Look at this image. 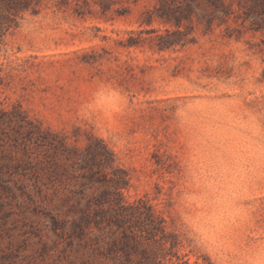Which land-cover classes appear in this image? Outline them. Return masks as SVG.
<instances>
[{"label":"rangeland","instance_id":"obj_1","mask_svg":"<svg viewBox=\"0 0 264 264\" xmlns=\"http://www.w3.org/2000/svg\"><path fill=\"white\" fill-rule=\"evenodd\" d=\"M0 264H264V0H0Z\"/></svg>","mask_w":264,"mask_h":264},{"label":"trees","instance_id":"obj_2","mask_svg":"<svg viewBox=\"0 0 264 264\" xmlns=\"http://www.w3.org/2000/svg\"><path fill=\"white\" fill-rule=\"evenodd\" d=\"M130 208L135 210L137 207H136V205H130ZM151 220H152L154 225H156V226L158 225L157 218H156V215L154 212L151 213Z\"/></svg>","mask_w":264,"mask_h":264}]
</instances>
